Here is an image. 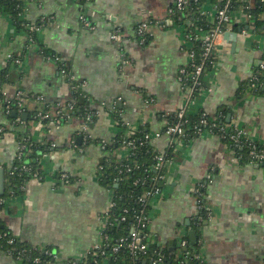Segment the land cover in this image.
<instances>
[{"label": "crops", "instance_id": "crops-1", "mask_svg": "<svg viewBox=\"0 0 264 264\" xmlns=\"http://www.w3.org/2000/svg\"><path fill=\"white\" fill-rule=\"evenodd\" d=\"M173 3L33 0L24 19L42 25L34 43L0 8V71L13 65L11 57L22 54L19 81L4 88L7 99H14L21 87L26 96H42L41 103L29 100L33 107L49 105L55 110L71 101V83L62 73L63 64L85 83L97 114L85 131L76 118L62 126H46L35 120L10 123L0 116L4 128L0 167L5 171L18 157L20 136L46 147L36 158L40 177L31 178L19 194L7 199L0 215L2 225L22 244L50 249L52 264L84 261L104 243L114 195L99 180L105 151L98 141L111 142L122 131L117 117L127 132H148L158 152L165 153L171 146L179 149L173 147L175 157L167 167L162 194L150 201L149 243L174 252L179 235L194 231L207 264H264V165L241 163L217 135L204 133L176 144L162 134L168 116L187 108L190 113L221 117L224 125L244 130L264 146V93L244 87L264 65V12L258 18L259 31L244 19L229 26L226 32L238 33L237 41L233 46L224 35L218 40L216 64L205 75L210 92L205 90L193 100L178 80L180 69L189 62L190 43L186 26L170 19ZM211 4H204L206 11H211ZM142 22H152L146 44L137 33ZM115 31L120 32V40H112ZM43 49L49 53L43 54ZM113 156L123 160L128 150L120 147ZM204 182L205 217L194 195ZM0 264L24 262L0 246Z\"/></svg>", "mask_w": 264, "mask_h": 264}, {"label": "trees", "instance_id": "trees-1", "mask_svg": "<svg viewBox=\"0 0 264 264\" xmlns=\"http://www.w3.org/2000/svg\"><path fill=\"white\" fill-rule=\"evenodd\" d=\"M28 0H0V8L10 16L15 28L18 31L25 30V23L27 22L23 18L24 8L28 6L30 2ZM210 1L213 4H217L219 0H199L198 3H194L191 1L188 3L185 10H175L174 13L170 15V19L176 24H184L187 25V21L193 23L192 27H187L186 34L191 37L192 40L188 39V42L195 46L196 51L198 53L201 52L199 49V43L195 40V28H203L204 30L207 28L209 24L205 17L201 14V9L204 4ZM239 5H237L238 7ZM249 12L256 18L253 27L256 31H259L261 26L260 21H258V17L262 12H264V2L261 0H254L252 7L249 9ZM145 44L149 41V33L145 34ZM33 40L37 41V35H33ZM191 41V42H190ZM43 54H48L49 52L45 49L42 50ZM64 67V66H63ZM213 65H209L206 67L205 72H209L212 69ZM20 69L18 66H10L6 70L0 71V116L3 115L6 118V121L10 123H17V120L23 122L22 115L24 112L28 114V122L29 120L37 121L42 125H50L57 121V117H50L47 119H43L36 116V113L39 109H41L43 114H53L57 112V107L51 108L48 106H34L31 109L26 107L23 103V99H18L15 97L14 99H7L4 95V88L12 83H17L20 77ZM71 82H69L70 84ZM78 82H73L70 84L73 94V99L67 103H71L73 105V110H67L65 107L62 111L65 115V118L61 120V126L67 124L70 119L76 118L81 123L93 124L96 120L97 114L94 109L91 107V103L86 91L81 87H76ZM192 84L191 81H187L183 84L185 88H189ZM255 84L256 89H254L253 85ZM244 87H248V89H253L256 92L264 93V67L260 68L256 74L251 77L248 82L244 84ZM201 89H206L205 83ZM200 89V90H201ZM199 88L197 91H200ZM196 91V92H197ZM197 97H199V93H195ZM194 95V96H195ZM33 97H37L36 95H29L28 99H33ZM147 100V99H146ZM66 103V104H67ZM9 107V109H7ZM60 109V108H58ZM53 110V111H52ZM16 112V116H13V113ZM200 111L198 113H191L186 116L188 120L189 126L187 128L188 136L184 141H191L193 138L197 137L196 133V125L199 122L201 117ZM174 114H170L168 116V120L170 122L174 121ZM119 121L120 133L116 135L114 140L111 142H107L105 144V156L103 157L101 163L102 166L100 170V183L113 191L114 195V205L111 207L108 212L109 218L106 226L105 233L108 236V240L106 243L109 245L108 247L97 249L94 252L90 253L87 258L84 260L86 264H104L105 261H109L110 264H153V261L159 258V254L162 255L163 260L158 264H207V261L204 257H196L197 255H202L200 242L197 241L196 244L192 245L190 242L189 236L188 240V248H182L178 244L175 245V251H170V249H162L157 247L156 245H151L150 253L148 255H139L132 256L129 253L127 248H122L118 253H114L111 251V247L114 246L118 239L122 237H127L130 231V225L134 222L136 217L141 214L142 207L139 202V197L144 196L147 192H152L157 188H163L164 181L159 178V175L166 176L167 168L162 169L161 171H156L152 169L158 162V157L163 156L168 161L172 160L174 156L173 146L169 147V149L165 153L158 152L152 145V142L146 139L148 136V132L144 129L138 130L134 135L130 137L126 136L125 130L123 128L122 119L120 117L116 118ZM223 119L219 117L220 124L224 123ZM12 125V124H11ZM4 126V125H3ZM23 138L20 136V145H25L26 148L23 151V155L18 156L14 160V164L11 169H6V193L3 197L7 200L16 194L21 192L24 185L30 177H27L24 172V166L30 167L32 173L41 174V169L39 168L40 164L36 161V158L39 157L38 153L45 146H38L34 144L30 138L26 135ZM23 138V139H22ZM133 139L135 141V148L131 151V153L123 160H119L113 156V152L120 147L126 145V141ZM231 150L236 155H243L241 159V163L250 162L249 160V150L248 148H234L231 147V144L227 140H223ZM98 143L103 146V141H98ZM261 147H264L259 143ZM207 185L206 182L202 183L198 187L199 191L195 193V199L197 204L200 206V214L204 217L207 216ZM6 204L0 205V215ZM146 210H150V206L145 207ZM125 210H128L125 213ZM126 216V221H121L122 216ZM197 219V227L201 225ZM200 223V224H198ZM3 234H7V238H14L15 243L13 245H9L7 243V238L2 237ZM0 246L9 253H13L14 257L20 249L28 248L30 259L24 260V264H34L33 259L35 257H40L42 261L39 264H45L47 261L51 260V257H48L45 254V251L51 252L50 249L40 250L38 248L34 249L26 244H22L16 237H14L10 232H8L5 227L2 225V221L0 219ZM187 257L188 261L185 262V257ZM26 258V257H25Z\"/></svg>", "mask_w": 264, "mask_h": 264}, {"label": "built area", "instance_id": "built-area-1", "mask_svg": "<svg viewBox=\"0 0 264 264\" xmlns=\"http://www.w3.org/2000/svg\"><path fill=\"white\" fill-rule=\"evenodd\" d=\"M33 0H28L27 2H32ZM194 1V3H198L199 0H174L173 5L170 7V15L174 13L175 10H185L188 3ZM264 2V0H261ZM254 3V0H219L217 4H211V11L208 12L205 9V6L201 9V14L205 17V19L208 21L207 28L204 30L203 28H195V40L199 43V49L201 50L200 53L196 51L195 46L191 43L188 48V56H189V62L183 66L178 75V80L184 84L187 81H191L192 84L190 85L189 94L193 100L196 98H199L195 95V93H199L198 96H201L205 90L207 89H201L205 83V75H206V67L209 65H215L216 58H217V43L218 40H220L225 32L228 30L229 26H231L233 23H237L241 21L242 19L245 20V22H249L250 25L253 26V24L256 21V18L249 12V9L252 7ZM237 5H239L237 7ZM26 10V7L24 8V11ZM23 12V18H24ZM259 18V17H258ZM239 20V21H238ZM87 26L90 25L89 22H85ZM41 24H35V23H25V30L29 43H34L33 35L36 34L41 30ZM152 26V22H142L137 27V33L140 36V41L143 43L145 41V34L150 32ZM188 28L193 26V23L190 21H187ZM187 30V28H186ZM187 38L189 40H192L191 37L186 34ZM112 40H120L121 34L119 31H115L112 36ZM191 42V41H190ZM22 54L11 57L10 61L13 64V66L20 67L22 63ZM50 58L54 60V62H58V56L55 54H49ZM60 68L62 70V73L69 77V81L71 83L78 82L76 86L73 88L81 87L84 89L85 83L82 81H78L74 78V76L70 75L67 70L65 69V66L63 64H60ZM64 66V67H63ZM264 65L261 66L263 68ZM20 69V68H19ZM254 89H256L255 84L253 85ZM199 88L200 91H197ZM210 92V89H208ZM207 90V91H208ZM197 91V92H196ZM195 95V96H194ZM15 97L18 99L24 98L23 103L26 107L31 109L33 107L32 103L29 102L30 99H28V95H25V92L21 87H18ZM33 100L36 102H42L43 98L42 96L33 97ZM67 107V110L71 111L73 110V105L70 103H64V104H58L57 105V112L55 113H47L43 114L41 109L38 110L36 113L37 117L47 119L50 117H57V121L55 123L58 126H61V120L65 118V115L63 113V109ZM60 108V109H58ZM9 109V107H7ZM25 113V112H24ZM188 114H191L187 108H182L181 110L177 111L174 115V121L170 122L168 118L165 120V126L163 129L162 134L172 138V141L176 144L180 143L181 141L185 140L188 136L187 128L189 126L188 120L186 119V116ZM17 122H20L17 120ZM83 131L87 128V123H82ZM196 133L198 135L201 134H209V135H217L222 140H227L230 142L231 147L234 148H241L246 147L249 150L248 156L250 162L258 163L264 165V147H261L259 145V142L255 141L253 138L249 137L247 133L239 128H229L224 123L220 124L219 117L211 116L206 112L201 113V117L199 119L198 124L195 127ZM4 131V128L0 127V132ZM136 132L126 131V136L130 137L134 135ZM160 134H156L155 137H159ZM146 139L150 142L152 141L151 136H146ZM105 144L107 142L103 141L102 148L105 149ZM127 148L128 155L131 153V151L135 148V141L133 139L126 141V145L123 146ZM174 147V146H173ZM25 145L19 146V152L18 156L23 155V151L25 150ZM176 151L179 149L177 147H174ZM236 155V154H235ZM243 155L239 154L236 155V159L238 161H241ZM171 160L168 161L165 157L159 156L158 162L152 169H155L156 171H161L162 169H165L170 164ZM102 169V166H99L98 168V175L100 177V170ZM24 172L27 177L33 178V177H40V174L38 173H32V170L30 167L24 166ZM63 179L66 183L68 182L67 174L62 175ZM159 178L165 182L166 176L159 175ZM202 185V184H200ZM199 185V186H200ZM198 186V187H199ZM195 188V193L199 191V189ZM162 194V189L157 188L156 190L152 192H147L143 197H139V202L142 207L141 214L136 217L134 222L130 225V231L129 235L127 237H122L117 240L116 244L111 247V251L114 253H118L122 248H127L129 250V253L134 256L139 255H148L150 253V246L149 243V226H150V215L148 210L145 209V207L150 206V201ZM13 196V194H11ZM7 203V200L0 196V205H4ZM197 203V201H196ZM114 205V200L112 202V206ZM111 206V207H112ZM197 209L200 211V206L197 204ZM128 210H125V213H127ZM127 217L124 215L121 218V221H126ZM106 230V229H105ZM104 243L102 244L101 248L108 247L109 245L106 243L108 240V236L104 231ZM7 234H3L2 237H6ZM187 233L184 231L181 235H179L178 245L182 248L187 249L188 248V240H187ZM7 238V237H6ZM7 243L9 245H13L15 243L14 238H7ZM36 249V248H34ZM28 248H22L16 253V258L18 260H21L24 262L26 259H30ZM14 256L13 253H10ZM45 254L48 257H51L53 259V256L51 253L45 251ZM26 257V258H25ZM188 256L185 257V262L188 261ZM196 257H203V255H197ZM52 259L47 261L45 264H52ZM163 260V257L161 254H159V258L153 261V264H158ZM42 261L40 257H35L33 259L34 264H39ZM53 264H86L85 261H77V260H67L64 262H54Z\"/></svg>", "mask_w": 264, "mask_h": 264}, {"label": "water", "instance_id": "water-1", "mask_svg": "<svg viewBox=\"0 0 264 264\" xmlns=\"http://www.w3.org/2000/svg\"><path fill=\"white\" fill-rule=\"evenodd\" d=\"M225 39L233 42V46L235 45V42L238 38V33L235 32H225L224 34ZM13 116H16V112L13 113ZM22 118L25 122L28 120V114L23 113ZM5 179H6V171L4 168L0 167V196H3L6 191V185H5ZM190 242L192 245L196 244L197 242V233L192 231L189 233Z\"/></svg>", "mask_w": 264, "mask_h": 264}]
</instances>
